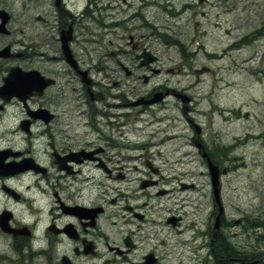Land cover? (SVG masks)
Instances as JSON below:
<instances>
[{
	"label": "flooded vegetation",
	"instance_id": "obj_1",
	"mask_svg": "<svg viewBox=\"0 0 264 264\" xmlns=\"http://www.w3.org/2000/svg\"><path fill=\"white\" fill-rule=\"evenodd\" d=\"M113 2L0 0V264H162L142 227L183 223L160 199L197 184L163 165L182 162L181 121V156L205 166V81L165 77L181 68L152 48L155 18Z\"/></svg>",
	"mask_w": 264,
	"mask_h": 264
},
{
	"label": "rangeland",
	"instance_id": "obj_2",
	"mask_svg": "<svg viewBox=\"0 0 264 264\" xmlns=\"http://www.w3.org/2000/svg\"><path fill=\"white\" fill-rule=\"evenodd\" d=\"M111 1L122 6L135 3L139 11L145 8L138 14L141 24L155 18L152 25L160 26L161 32L152 48L162 64L181 68L180 74L165 77L179 78L180 86H189L196 75L205 81V101H200L196 118L205 129L206 151L229 170L221 177L225 218L212 253L218 205L206 163L204 175L199 162L187 163L189 159L181 156L196 150L187 147L182 134L190 132L178 121L171 135L180 137L174 145L182 162L163 165L164 175L177 184L176 178L186 174L197 189L179 195L171 191L160 199L179 210L183 223L178 229L146 223L140 231L146 250L159 253L162 264H215L223 257L229 260L226 264H234L239 255L248 261L264 258V226L251 224L256 218L264 221V0ZM198 20L202 24L196 34ZM187 64L209 70L192 73ZM170 147L169 143L164 148Z\"/></svg>",
	"mask_w": 264,
	"mask_h": 264
},
{
	"label": "water",
	"instance_id": "obj_3",
	"mask_svg": "<svg viewBox=\"0 0 264 264\" xmlns=\"http://www.w3.org/2000/svg\"><path fill=\"white\" fill-rule=\"evenodd\" d=\"M209 158V157H208ZM209 172L211 175V181H212V185H213V189H214V193H215V198L216 201L219 203L220 207V213L218 214L217 218H216V230L219 228L220 226V215L223 211V206L221 205V200H220V168L219 166L215 165L211 159L209 158ZM227 171V169H223V172L225 173ZM257 261H253L251 263L248 264H256Z\"/></svg>",
	"mask_w": 264,
	"mask_h": 264
},
{
	"label": "trees",
	"instance_id": "obj_4",
	"mask_svg": "<svg viewBox=\"0 0 264 264\" xmlns=\"http://www.w3.org/2000/svg\"><path fill=\"white\" fill-rule=\"evenodd\" d=\"M223 221V220H222ZM253 221L255 222V224H253ZM251 224H253L254 226H256L257 228L263 227L264 226V221H260L259 218L253 219L251 221ZM216 243V242H215ZM240 258H242V261H244V259L246 260V258L242 257V255H239ZM248 260V259H247ZM225 261H229L227 258L225 259Z\"/></svg>",
	"mask_w": 264,
	"mask_h": 264
},
{
	"label": "bare ground",
	"instance_id": "obj_5",
	"mask_svg": "<svg viewBox=\"0 0 264 264\" xmlns=\"http://www.w3.org/2000/svg\"><path fill=\"white\" fill-rule=\"evenodd\" d=\"M211 178V177H210ZM213 194H215L214 193V191H213ZM224 218H225V215L224 214H221L220 215V220H224ZM200 229H201V231H203V228L202 227H200ZM6 246V245H5ZM7 247H9V246H7Z\"/></svg>",
	"mask_w": 264,
	"mask_h": 264
}]
</instances>
